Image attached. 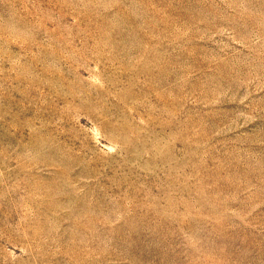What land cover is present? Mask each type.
<instances>
[{
  "label": "rangeland",
  "instance_id": "obj_1",
  "mask_svg": "<svg viewBox=\"0 0 264 264\" xmlns=\"http://www.w3.org/2000/svg\"><path fill=\"white\" fill-rule=\"evenodd\" d=\"M0 264H264V0H0Z\"/></svg>",
  "mask_w": 264,
  "mask_h": 264
}]
</instances>
